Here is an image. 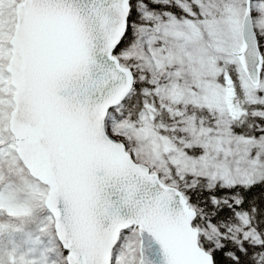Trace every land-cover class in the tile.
<instances>
[{
  "label": "snow or ice",
  "instance_id": "snow-or-ice-1",
  "mask_svg": "<svg viewBox=\"0 0 264 264\" xmlns=\"http://www.w3.org/2000/svg\"><path fill=\"white\" fill-rule=\"evenodd\" d=\"M0 264H264V0H0Z\"/></svg>",
  "mask_w": 264,
  "mask_h": 264
}]
</instances>
